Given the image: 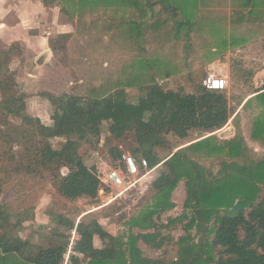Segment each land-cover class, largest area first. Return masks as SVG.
<instances>
[{"label": "trees", "instance_id": "16d2710c", "mask_svg": "<svg viewBox=\"0 0 264 264\" xmlns=\"http://www.w3.org/2000/svg\"><path fill=\"white\" fill-rule=\"evenodd\" d=\"M100 1L81 0V5L84 8ZM112 1L167 9L165 21L171 19L178 35L190 36L198 25L197 16L180 0ZM43 2L46 6L53 4ZM245 8L237 10L235 17L260 16L256 8ZM130 31L133 38L141 35L134 24ZM70 36L63 33L60 37ZM49 45L53 50L58 48L52 38ZM78 47L88 52L96 49L98 42ZM18 49L21 51L17 42L0 48V197L12 179L23 181L22 177L50 173L62 198H97L102 189L98 167L86 164L81 148L83 143L98 139L105 124L115 139L132 138L135 145L129 149L133 155L147 158L151 168L162 164L165 169L153 183L156 194L152 206L133 218L131 226L137 231L132 230L126 241L90 214L77 224L64 214L51 212L58 228L51 232L48 245L38 244L21 236L25 221L34 213L29 216L15 210L10 202L0 203L8 218L0 228V264H264V155L247 144L241 127L235 137L222 144H213L211 135L162 155L166 148L179 147L193 131L213 133L228 123L232 110L225 90H210L201 84L195 92L186 93L153 82L144 86L136 103L129 100L124 87L117 85L103 84L88 98L49 93L55 110L53 123L46 124L28 113L27 95L10 67ZM255 98L264 107V92ZM58 137L66 141L55 147L51 139ZM251 138L264 145V112L255 120ZM203 149L216 155L208 165L196 158V152ZM123 154L120 146L111 148L115 165ZM181 182L186 189L184 212L164 219L177 206L174 194ZM178 226H183L186 234L171 240L168 235ZM72 229L78 237L67 262L68 231ZM96 237L102 246L96 245ZM170 242L178 244L181 253V259L171 263L147 253L142 246L161 251Z\"/></svg>", "mask_w": 264, "mask_h": 264}, {"label": "rangeland", "instance_id": "374dc122", "mask_svg": "<svg viewBox=\"0 0 264 264\" xmlns=\"http://www.w3.org/2000/svg\"><path fill=\"white\" fill-rule=\"evenodd\" d=\"M49 1L53 4L44 7L43 0H0V48H7L14 42L20 46L21 51L16 50L10 67L16 72L21 90L27 95L29 114L41 107L42 121L53 123L55 106L49 93L57 96L70 93L88 98L103 84L124 87L133 103L138 102L144 93V86L153 82L166 89L192 93L211 72L209 65L219 59L213 72L228 80L225 92L232 110L228 123L213 133L193 131L179 147L175 150L166 148L162 155L168 156L211 135L214 136L211 138L213 144H222L236 136L238 127H241L247 144L264 155V145L251 138L253 124L264 112V107L255 98V95L264 92V0H258V10L263 13L257 23L233 24L229 21L239 9L234 0L232 5L229 0H221L225 1L223 5L216 7L189 6L187 11L202 16L204 20L203 28L199 31L195 29L190 36L175 32L176 26L171 19L165 21L167 9L161 6L101 0L83 8L81 0ZM180 1L187 3L195 0ZM81 11L83 16H80ZM180 14L182 16V12ZM132 24L141 31L138 39L132 37ZM10 30H13V35L9 34ZM64 31L71 32V36L66 39L60 37ZM29 34L38 39L27 41ZM45 37L57 40L58 48L53 50ZM128 38H131L130 42ZM93 41L98 42L94 50L86 52L78 47ZM131 81L136 84L130 85ZM65 141L60 137L51 139L55 147ZM131 145H135L131 137L117 140L105 124L98 139L83 143L81 153L88 166L96 165L99 173L104 174L109 167L115 166L111 148L120 146L125 153H131ZM196 156L207 165L216 157L210 155L207 149L196 152ZM159 165L154 175L144 180L142 188L134 192L131 200H116L104 205L105 201H109L106 198L110 193L107 185L106 193L101 190L97 198L81 197L69 201L57 194L52 176L47 173L43 177H22L23 181L12 179L0 197V203L10 202L15 210L27 212L29 216L34 213L33 218L25 221L26 229L21 236L38 244L48 245L51 232L58 228L51 219V212L64 214L77 224L84 215L90 214L98 218L110 233L126 241L132 230L137 231L131 226L133 218L154 202L156 190L153 183L165 169L162 164ZM185 196V185L181 182L174 194L177 206L165 214L164 219L184 212ZM7 219L6 211L1 208L0 228ZM68 233L66 259L78 237L75 229ZM185 234L183 226H178L168 236L177 241ZM95 243L102 246L99 237L95 238ZM142 246L147 253L161 256L168 263L181 259L178 244L170 242L161 251L151 250L145 244Z\"/></svg>", "mask_w": 264, "mask_h": 264}, {"label": "built area", "instance_id": "2783aa9c", "mask_svg": "<svg viewBox=\"0 0 264 264\" xmlns=\"http://www.w3.org/2000/svg\"><path fill=\"white\" fill-rule=\"evenodd\" d=\"M203 85L210 90H226L228 80L225 76L210 72L203 80ZM152 169L147 158L141 156L138 160L135 155L124 152L121 161L109 167L104 174L99 173L104 194L105 186L110 188V193L106 196L109 201H105L104 205L116 200H131L134 192L142 188L141 185ZM68 260L69 257L66 261Z\"/></svg>", "mask_w": 264, "mask_h": 264}, {"label": "crops", "instance_id": "0c3cea01", "mask_svg": "<svg viewBox=\"0 0 264 264\" xmlns=\"http://www.w3.org/2000/svg\"><path fill=\"white\" fill-rule=\"evenodd\" d=\"M232 1L233 0H229V4L230 5H232L233 3H232ZM223 2H225V1H221V0H195L194 2H187V3H183V5L184 6H186V7H189V6H192V5H197L198 7H203V6H206V7H216V6H220V5H223ZM234 2H235V4L237 5V7L239 8V9H243L244 7H246V8H248V10H252V8H256V10H258L260 7H258L259 6V2H258V0H253L251 3H248V1L247 0H234ZM43 3V6L44 7H46V5L44 4V2H42ZM255 5V6H254ZM56 6V5H55ZM248 6V7H247ZM238 9V10H239ZM259 12H261L260 13V16H261V14L263 13L262 11H260V10H258ZM260 16H258V17H255V16H251L250 17V19L249 18H243V17H237V15H236V17H234V13H233V15L232 16H230V19H229V21H231V22H233V24H238L239 22H242V23H257V22H259L261 19H260ZM196 20H197V23H198V25L196 26V31H199L200 29H202L203 27H202V22L204 21L203 20V17L202 16H200V15H198L197 16V18H196ZM10 28V27H9ZM195 30V29H194ZM3 31H5V30H3ZM66 31V30H65ZM61 32V34H63V33H71V32ZM71 31V30H70ZM195 31V32H196ZM194 32V31H193ZM1 33V32H0ZM9 34H11V35H13V30H10L9 31ZM47 38V41H49L50 39H49V37H45V39ZM26 39H27V41H30L31 39L33 40V39H38V37L37 36H34V35H28V37H26ZM29 39V40H28ZM15 41H19V40H15ZM25 48H26V46H25ZM219 61V59H217V60H215L214 61V63H212L211 65H209V69H210V71L211 72H213L214 70H215V67H216V65H217V62ZM212 69V70H211ZM215 73V72H214ZM44 105V104H43ZM41 108V107H40ZM40 108H35V110L33 111V112H35V113H33L32 115H34V116H38V117H40L41 119H43L42 117H43V115H42V113H41V111H40ZM29 111H30V108H29ZM46 124H52V121L51 122H45ZM160 166V165H159ZM158 168V166H156V167H153V169L151 170V172L147 175V178L148 177H151L152 175H154V173H155V171H156V169Z\"/></svg>", "mask_w": 264, "mask_h": 264}]
</instances>
